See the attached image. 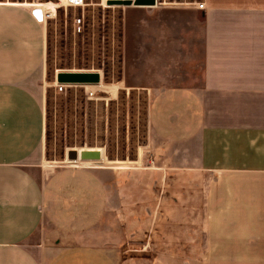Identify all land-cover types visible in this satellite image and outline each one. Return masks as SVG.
<instances>
[{"label":"crops","instance_id":"0c3cea01","mask_svg":"<svg viewBox=\"0 0 264 264\" xmlns=\"http://www.w3.org/2000/svg\"><path fill=\"white\" fill-rule=\"evenodd\" d=\"M200 2L142 7V153L169 160L163 181L207 176L199 206L225 207V264H264V0ZM26 4L0 0V264H124L122 242L96 234L120 176L97 165L103 149L44 160L47 18Z\"/></svg>","mask_w":264,"mask_h":264},{"label":"rangeland","instance_id":"374dc122","mask_svg":"<svg viewBox=\"0 0 264 264\" xmlns=\"http://www.w3.org/2000/svg\"><path fill=\"white\" fill-rule=\"evenodd\" d=\"M3 1L28 3L44 15L47 10L30 5L39 0ZM195 1L201 0L140 5L85 0L81 7L63 6L47 18L48 52L41 81L47 104L43 157L52 164L84 165L80 159L70 161L69 153L103 149L107 162L97 165L110 166L120 176L117 182L109 178L108 214L96 234L122 242L124 264L226 262L225 207L213 214L199 206L207 176L176 174L169 183L161 176L169 160L164 163L159 151L143 155L149 96L144 88L132 86L146 83L145 77H136L145 75L146 68L144 8ZM61 73H97L100 80L64 83ZM93 161L98 159L85 160Z\"/></svg>","mask_w":264,"mask_h":264},{"label":"water","instance_id":"95a60500","mask_svg":"<svg viewBox=\"0 0 264 264\" xmlns=\"http://www.w3.org/2000/svg\"><path fill=\"white\" fill-rule=\"evenodd\" d=\"M128 4L132 2L131 0H127ZM146 1H150L147 3ZM136 5L140 4H154V0H136L134 2ZM59 79L64 82H72V81H92L98 82L100 80V75L97 73H61L59 75ZM81 157L83 160H92V159H102V153L98 150H82L81 154H79L78 150H73L69 153V158L77 159Z\"/></svg>","mask_w":264,"mask_h":264},{"label":"built area","instance_id":"2783aa9c","mask_svg":"<svg viewBox=\"0 0 264 264\" xmlns=\"http://www.w3.org/2000/svg\"><path fill=\"white\" fill-rule=\"evenodd\" d=\"M131 1L134 3L136 0ZM38 3H40L42 7H46L45 16L48 18L60 7H81L84 5L85 0H39ZM199 7L204 8V2H200Z\"/></svg>","mask_w":264,"mask_h":264},{"label":"bare ground","instance_id":"6f19581e","mask_svg":"<svg viewBox=\"0 0 264 264\" xmlns=\"http://www.w3.org/2000/svg\"><path fill=\"white\" fill-rule=\"evenodd\" d=\"M28 4V3H27ZM30 5H39V6H41V4L40 3H31ZM78 159V158H77ZM77 159H71V158H69V160L70 161H73V160H77ZM76 161H73V163H75Z\"/></svg>","mask_w":264,"mask_h":264}]
</instances>
